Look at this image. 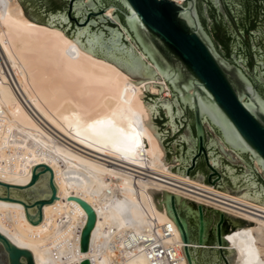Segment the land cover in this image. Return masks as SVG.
Instances as JSON below:
<instances>
[{
    "label": "bare ground",
    "instance_id": "bare-ground-1",
    "mask_svg": "<svg viewBox=\"0 0 264 264\" xmlns=\"http://www.w3.org/2000/svg\"><path fill=\"white\" fill-rule=\"evenodd\" d=\"M114 9L105 13L111 17ZM131 46L161 80L135 85L58 29L28 20L18 0H0V181L28 184L31 163L42 159L58 188L36 225L21 203L0 199V232L28 249L36 264H80L85 257L92 264H158L153 242L131 244L139 234L157 236L165 254L188 264L180 232L145 192L152 187L256 223L225 239L240 249V264H264V206L157 168L164 153L140 87L169 89ZM72 197L96 214L86 252L80 234L87 214ZM251 247L254 255L243 256Z\"/></svg>",
    "mask_w": 264,
    "mask_h": 264
},
{
    "label": "water",
    "instance_id": "water-1",
    "mask_svg": "<svg viewBox=\"0 0 264 264\" xmlns=\"http://www.w3.org/2000/svg\"><path fill=\"white\" fill-rule=\"evenodd\" d=\"M24 16L56 28L88 54L136 81L164 156L157 168L264 206V0H18ZM114 7L111 17L105 9ZM124 34V35H123ZM26 185L0 181V199L19 202L33 225L57 198L51 168L31 166ZM158 210L180 232L188 264H240L225 235L255 226L223 211L146 187ZM87 218L80 234L86 252L96 214L72 197ZM0 264H35L28 249L0 232ZM80 264H92L88 257Z\"/></svg>",
    "mask_w": 264,
    "mask_h": 264
},
{
    "label": "built area",
    "instance_id": "built-area-1",
    "mask_svg": "<svg viewBox=\"0 0 264 264\" xmlns=\"http://www.w3.org/2000/svg\"><path fill=\"white\" fill-rule=\"evenodd\" d=\"M148 243V242H153L152 245L155 249V251H158L157 254H155L157 260H158V264H178L179 262V256L178 255H172L169 252H166L165 254V250L162 248L161 243L159 241V238L157 236H148L146 237H141V234L138 235V238L136 241H132L131 244H138V243ZM162 255L165 256V258H162Z\"/></svg>",
    "mask_w": 264,
    "mask_h": 264
},
{
    "label": "rangeland",
    "instance_id": "rangeland-1",
    "mask_svg": "<svg viewBox=\"0 0 264 264\" xmlns=\"http://www.w3.org/2000/svg\"><path fill=\"white\" fill-rule=\"evenodd\" d=\"M107 11V10H106ZM105 15L106 16H108L107 15V13H105ZM109 17V16H108ZM113 22H115L116 24H117V26L121 29V31L123 32L124 30L122 29V27L120 26V24L116 21V20H114L113 18H111V17H109ZM124 35V34H123ZM125 36H127V35H125ZM126 39H127V41L130 43V45L131 44H133L130 40H129V38H127V37H125ZM159 99H161V100H163V99H165V98H168L169 100H171V94H170V91L169 90H166V91H162L160 94H159ZM40 163H45V161H43L42 159H37L36 161H34V162H32L31 163V166L32 165H36V164H40ZM46 164V163H45ZM47 165V164H46ZM53 171H54V169H53ZM31 175H32V172H31ZM54 175H55V183L57 184L58 182H57V175H56V173H55V171H54ZM22 209V208H21ZM23 211V210H22ZM48 220V215H46L45 214V217H44V221H47ZM235 251L236 252H239L240 253V249H235ZM242 252H243V256H245V257H252V255H254V247H251V248H249V249H245V250H241ZM34 258V257H33ZM35 261V260H34ZM35 264H36V262H35Z\"/></svg>",
    "mask_w": 264,
    "mask_h": 264
}]
</instances>
